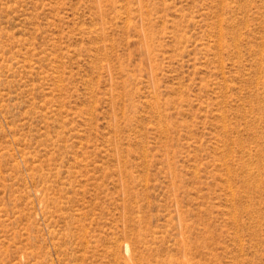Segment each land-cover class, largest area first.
Returning <instances> with one entry per match:
<instances>
[{
    "label": "rangeland",
    "instance_id": "obj_1",
    "mask_svg": "<svg viewBox=\"0 0 264 264\" xmlns=\"http://www.w3.org/2000/svg\"><path fill=\"white\" fill-rule=\"evenodd\" d=\"M0 264H264V0H0Z\"/></svg>",
    "mask_w": 264,
    "mask_h": 264
}]
</instances>
